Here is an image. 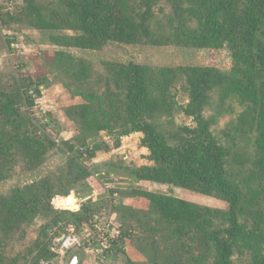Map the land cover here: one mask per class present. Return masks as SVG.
I'll return each mask as SVG.
<instances>
[{
    "label": "trees",
    "instance_id": "trees-1",
    "mask_svg": "<svg viewBox=\"0 0 264 264\" xmlns=\"http://www.w3.org/2000/svg\"><path fill=\"white\" fill-rule=\"evenodd\" d=\"M165 1L172 13L161 32L154 27L158 0H22L18 14L0 12V25L3 30L22 24L39 31L73 32L76 35L49 38L53 45L67 49L101 50L109 44L227 47L233 63V94L244 108L235 132L250 144L235 160L249 166L244 185L229 179V152L216 140L204 114L206 94L217 84L216 68L156 69L133 62H107L104 74L95 77L86 60L61 52L47 54L50 71L55 66L53 70L64 73L69 82L65 87L86 102L68 111L77 129L75 143L83 147L105 132L119 148L124 137L141 134L149 164L134 170L139 182L215 194L227 204L225 210H213L184 199L135 191V196L149 202L153 220L145 222L140 217L127 228L136 231L134 241L142 253L151 256L152 264H234L235 252L245 251L251 254V264H264V0ZM181 77L189 94L183 112L195 126H181L165 135L155 121L159 114L172 111V88ZM46 82L42 78L35 84L26 78L13 90L0 91V181L17 167L40 168L56 147L22 111L34 107ZM64 146L74 154V144ZM86 154L94 158L95 149L71 156L49 177L0 194V264H6L9 243L24 240L25 230L38 216L52 220L26 252L24 264H41L53 257L55 234L51 231L60 220L67 216L74 224L91 220L96 213L92 201H84L77 211L54 205L57 198L68 197L74 185L90 178L79 162ZM115 254L122 255L123 264H138L119 242Z\"/></svg>",
    "mask_w": 264,
    "mask_h": 264
},
{
    "label": "rangeland",
    "instance_id": "rangeland-1",
    "mask_svg": "<svg viewBox=\"0 0 264 264\" xmlns=\"http://www.w3.org/2000/svg\"><path fill=\"white\" fill-rule=\"evenodd\" d=\"M23 5L22 0H0V12L16 15ZM154 27L161 32L168 25L171 15V7L165 0H158L155 6ZM76 35L73 32L39 31L27 25L12 24L9 30H3L0 25V91L13 90L15 84L26 78H32L35 84L39 79L47 80L40 87L41 96L36 97L33 108L24 107L22 111L35 123L38 133L47 135L56 147L49 154L48 160L40 168L33 171L15 168L10 177L0 181V194L8 193L16 188L37 182L58 172L71 156L84 154L87 149H95V157L84 155L79 162L90 173V178L74 185L70 195L64 199L57 198L55 208L77 211L84 201H92L93 210L97 215L100 212H108L115 217V224L121 225L122 234L127 237L119 242L127 256L138 264H152L151 256L142 253L133 236L135 230L127 228L135 225L137 219L143 221L153 220L149 202L134 195L135 191H147L164 196L184 199L203 208L213 210H225L227 204L217 195H202L197 192L185 190L172 185L156 183H141L133 175L134 170L148 165L147 151L143 147L141 134H133L122 139L119 148H115L114 139L107 133L101 132L90 139L81 147L74 139L78 135L75 123L68 117V111L75 106L86 104L82 97L73 94L65 85L69 82L64 78L60 70L50 71L48 67L49 55L47 53H67L72 58L88 61L93 68L95 77L104 74V63L130 62L150 66L152 68H177L180 66H207L218 70L219 76L214 85L206 94L204 114L211 123V131L218 143L229 152L227 168L229 179L234 184L244 185L250 174L249 166H241L235 160L242 155L250 144L236 134V122L243 112V106L236 100L233 94V63L231 52L227 47L215 49H194L188 47L120 45L109 44L101 50L67 49L53 45L50 42L52 35ZM53 58V57H51ZM102 87V84L99 85ZM33 89L31 94H33ZM75 89V86H71ZM174 107L170 113L159 114L155 124L161 132L169 135L181 126L194 127L192 118L187 117L183 110L189 103L186 79L181 77L172 88ZM74 144V154L68 150L64 143ZM71 198V204L67 202ZM94 200V201H93ZM52 217L38 216L25 230L26 238L22 241H11L5 250L6 264L17 262L24 264L23 257L38 238L41 229L50 223ZM62 228H52L55 240L52 248L56 249V243L61 238L63 228L73 223L70 216L66 220H60ZM129 230V231H128ZM138 231V230H137ZM51 248V253L52 252ZM122 255L113 254L106 260L92 257L87 264H123ZM234 264H251L252 257L247 251L235 252ZM42 264V263H41Z\"/></svg>",
    "mask_w": 264,
    "mask_h": 264
},
{
    "label": "built area",
    "instance_id": "built-area-1",
    "mask_svg": "<svg viewBox=\"0 0 264 264\" xmlns=\"http://www.w3.org/2000/svg\"><path fill=\"white\" fill-rule=\"evenodd\" d=\"M94 201V200H93ZM108 212L94 215L90 221L80 224H68L63 228L61 238L52 248L53 257L44 260L42 264H72L75 257H79L78 264H87L92 257L106 260L115 254L116 244L123 238L121 225ZM56 230L62 228L58 223Z\"/></svg>",
    "mask_w": 264,
    "mask_h": 264
},
{
    "label": "water",
    "instance_id": "water-1",
    "mask_svg": "<svg viewBox=\"0 0 264 264\" xmlns=\"http://www.w3.org/2000/svg\"><path fill=\"white\" fill-rule=\"evenodd\" d=\"M69 203V205L71 204V198L68 199L67 201ZM80 261V258L79 257H75L72 261V264H78Z\"/></svg>",
    "mask_w": 264,
    "mask_h": 264
}]
</instances>
